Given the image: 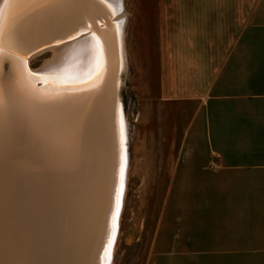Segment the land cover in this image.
Masks as SVG:
<instances>
[{
	"label": "bare ground",
	"instance_id": "obj_1",
	"mask_svg": "<svg viewBox=\"0 0 264 264\" xmlns=\"http://www.w3.org/2000/svg\"><path fill=\"white\" fill-rule=\"evenodd\" d=\"M120 1L0 0V62L11 57L28 72L0 85V264H102L128 157L122 108L106 100L113 74L126 71ZM107 7L112 24L97 17L104 28L92 40L50 46ZM49 50L52 59L32 70L29 61ZM29 79L45 89L34 93ZM39 116L47 136L28 150L26 127L40 126ZM60 143L66 162L53 154Z\"/></svg>",
	"mask_w": 264,
	"mask_h": 264
},
{
	"label": "crops",
	"instance_id": "obj_2",
	"mask_svg": "<svg viewBox=\"0 0 264 264\" xmlns=\"http://www.w3.org/2000/svg\"><path fill=\"white\" fill-rule=\"evenodd\" d=\"M135 40L131 87L175 144L161 148L167 183L188 200L206 186L204 207L160 211L169 243L140 264H264V20H175Z\"/></svg>",
	"mask_w": 264,
	"mask_h": 264
},
{
	"label": "rangeland",
	"instance_id": "obj_3",
	"mask_svg": "<svg viewBox=\"0 0 264 264\" xmlns=\"http://www.w3.org/2000/svg\"><path fill=\"white\" fill-rule=\"evenodd\" d=\"M118 12L126 16L120 23L126 62L121 98L127 126L128 157L123 172L126 181L120 194V208L116 211L118 217L112 235L109 233L108 240H111L103 264H140L143 251L150 253L152 243H169L170 234L165 230L166 224H163L170 217L164 218L160 211L191 207V204L192 207H204L205 201L198 196L206 191V186L194 185V199L188 200L191 186L167 183L168 161L164 165L161 148L175 144L172 138L168 141L161 139L165 129L159 126V120L155 130L150 128V115L143 113L139 97L131 87L132 59L138 47L135 38L137 34L141 39L145 34H154L159 38L169 26L171 30L174 28L175 20H247L248 26L253 27L256 20H264V0H122ZM254 47L253 37H248L246 48ZM53 55L49 50L31 59L29 65L32 70L38 71ZM150 131L156 135L151 137ZM170 156L172 154H168V160Z\"/></svg>",
	"mask_w": 264,
	"mask_h": 264
},
{
	"label": "water",
	"instance_id": "obj_4",
	"mask_svg": "<svg viewBox=\"0 0 264 264\" xmlns=\"http://www.w3.org/2000/svg\"><path fill=\"white\" fill-rule=\"evenodd\" d=\"M112 9L114 10V8L110 9L107 7V10L104 8L103 12H101V13H99V12L94 13L93 17H89L88 19H86V21L84 23L85 25L81 26V29L79 31L80 33L78 35H76L74 37H70L67 40H66V38L55 40L54 42H52L50 44V46H59L61 44H66V42L76 40V39L82 38L84 36H88V38L92 40V38L94 36L95 37L97 36V34H96L97 30L98 29L102 30L104 28V27L101 28L100 26L97 28L94 26L95 22H96V18L98 17L99 20H104L105 23H111L112 24L111 21L113 20V18H112V20L109 19V12ZM43 48H46V47H39L37 50L32 52L29 56H32V54L37 53L38 51L42 50ZM26 58H28V57H26ZM17 63H20V62H17V60L13 61V59H11V57H4L1 60V62H0V85L2 86V88H4L6 85H8V83L12 80L15 72L21 73V75H23L24 78H25V76L26 77L28 76V72L24 70L23 65L21 64V69H18ZM29 75H31V74H29ZM114 77L116 79L115 81H117V90L114 87ZM122 79H123V74H122V69L120 68L119 72L117 74L116 73L113 74V76H112L113 85L111 86V89L107 91L106 100L108 103L107 104L108 107L110 104L112 105V103H114V100L116 98H118L119 107L122 108V98H121V90H122L121 80ZM29 80L31 81V79H29ZM45 85H46L45 82H43L41 80H37L35 84L31 81V86H32V90L34 93H39L40 90L45 89ZM63 87H66V86H63ZM39 117L41 118V116H39ZM41 122H42V118H41ZM25 123H27V120H25ZM43 125H44V123L42 122V124L40 126H36L31 121V124L29 126V122H28L27 127H26V143H27L26 148L28 150L29 149H32V150L38 149L39 144H41L43 141H45L47 133L43 130ZM65 143L66 142L64 141V144ZM103 144L105 145V142H103ZM60 145H61V143H60ZM60 145L56 144L57 147L55 148V151L53 154L56 157H58L59 154H62L61 162H63V161L66 162V147L63 145H61V146ZM111 235H112V232H111ZM109 240L105 244V248L102 250V253L100 255V260H101L102 264L105 260V257L107 256V251H108V247H109V243H110ZM103 241H104V239H102V242Z\"/></svg>",
	"mask_w": 264,
	"mask_h": 264
}]
</instances>
